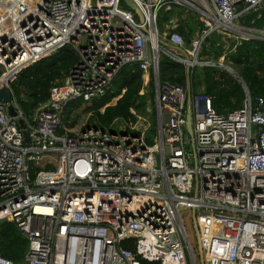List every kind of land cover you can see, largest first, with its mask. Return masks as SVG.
Returning a JSON list of instances; mask_svg holds the SVG:
<instances>
[{"label": "built area", "instance_id": "obj_1", "mask_svg": "<svg viewBox=\"0 0 264 264\" xmlns=\"http://www.w3.org/2000/svg\"><path fill=\"white\" fill-rule=\"evenodd\" d=\"M132 1L142 21L125 0H0V89L17 113L0 101V223L13 222L28 241L21 261L0 253V264H197L182 209L192 211L205 264H264L263 98L245 88L242 106L220 114L208 96L159 77L160 50L187 69L233 72L224 56L199 59L203 40L212 32L264 40V30L236 23L264 0ZM173 7L195 11L203 23L189 45L158 29L160 13ZM65 45L76 64L25 118L13 83ZM128 63L142 70L144 85L155 81L153 142L138 121L131 130L94 123L60 133L67 103L104 95ZM127 239L134 251L123 246Z\"/></svg>", "mask_w": 264, "mask_h": 264}, {"label": "trees", "instance_id": "obj_2", "mask_svg": "<svg viewBox=\"0 0 264 264\" xmlns=\"http://www.w3.org/2000/svg\"><path fill=\"white\" fill-rule=\"evenodd\" d=\"M183 13V9L174 7L162 11L158 17V29L161 33L162 27L168 25V32H178L189 45L193 35L203 28V23L197 14L185 18ZM174 18L177 24L172 27L170 22ZM237 21L244 27L264 30V1L260 9L241 13ZM221 56H224V63L230 66L233 72L218 65H195L187 69L183 63L161 52L160 80L183 86L190 90L191 94L202 93L208 96L211 106L220 114L242 106L245 88L251 97H262L264 100V40L246 38L238 41L231 36L223 37L217 32H212L203 40L198 57L200 60H212L216 63ZM77 60L75 49L65 45L20 71L12 87L25 118L31 119L37 110L46 105L50 89L65 82ZM142 75L143 72L137 64L128 63L120 69L104 95L91 101H83L86 103L83 108H77L82 100H70L63 114L60 133H78L94 123L103 129L116 128V121L122 122L125 130H131L137 121L136 113L145 112V98L148 95L153 108L148 140L153 142L157 126L153 101L156 90L152 83L153 77L150 76L148 94L141 93L144 88ZM77 111L85 113L81 124L76 121ZM123 246L134 251V240H124ZM27 248L28 241L13 222L0 223V253L4 257L21 261ZM140 260L142 264H159L157 261Z\"/></svg>", "mask_w": 264, "mask_h": 264}, {"label": "rangeland", "instance_id": "obj_3", "mask_svg": "<svg viewBox=\"0 0 264 264\" xmlns=\"http://www.w3.org/2000/svg\"><path fill=\"white\" fill-rule=\"evenodd\" d=\"M182 8H184L183 9L184 13H183L182 16H184L185 18L187 16H193V14L196 13L195 11H192L191 9H187L185 7H182ZM236 23L239 25L237 20H236ZM162 28H163V30L161 32V35H162L163 38H165L166 37V33L168 31L167 30L168 29V25L163 26ZM231 38H233V37H231ZM160 53H161V50H160ZM149 80L146 82V85H144V88H143L144 91L141 92V93L148 94L149 89H150ZM152 83H153L154 88H155V81L153 80ZM153 101L155 102V105H156L155 97H154ZM145 102H146L145 112L136 113V117L138 119L137 120L138 121L137 128L138 129H146L147 131H149V129L151 128V125H152L153 108H152V104H151V99H150V97L148 95L145 98ZM85 105H86V103L81 101L77 108H83ZM79 111H77L78 115L76 117V121L78 122V124H81L83 122L82 121L83 120V115H85V113L84 112L82 113V112H79ZM134 113H135V111H134ZM155 114H156V121L158 123V117H157L158 113H157L156 107H155ZM116 124H117L116 125L117 129H120L121 125H123L122 122H118V121H116ZM180 214H181V217H182L183 222L185 224V228H186V231L188 233V238L190 240L193 253H194L195 257H196L197 264H200V249H199L198 239H197L195 228H194V223H193V220H192V211L188 210V209H182L180 211Z\"/></svg>", "mask_w": 264, "mask_h": 264}, {"label": "water", "instance_id": "obj_4", "mask_svg": "<svg viewBox=\"0 0 264 264\" xmlns=\"http://www.w3.org/2000/svg\"><path fill=\"white\" fill-rule=\"evenodd\" d=\"M126 4L135 11V13L139 16L140 20L142 21V15L139 11V8L137 7V5L132 1V0H125ZM251 35H253V33H251ZM188 94L190 95L191 94V91L189 90L188 91ZM11 99H12V96H11V93H9L5 88H1L0 89V101L3 102V103H7V107H8V112L10 115H17L15 109H14V106L13 104L11 103ZM19 122V125L21 128H25V122L23 119L19 118L18 120ZM186 129L188 132H191V112L190 110L187 111V115H186ZM23 134H24V137L26 140L29 139V131L27 130H23ZM194 228H195V232H196V236H197V239H198V228H197V225L194 223ZM200 264H205L204 262V258L202 256H200Z\"/></svg>", "mask_w": 264, "mask_h": 264}, {"label": "crops", "instance_id": "obj_5", "mask_svg": "<svg viewBox=\"0 0 264 264\" xmlns=\"http://www.w3.org/2000/svg\"><path fill=\"white\" fill-rule=\"evenodd\" d=\"M172 20H174V21H175V23H176V19H175V18H174V19H172ZM172 20H171V22H170V23H172ZM176 24H177V23H176ZM196 33H197V32H196ZM196 33H195V34H196ZM195 34H194V35H195ZM194 35H193V36H194ZM223 37H224V36H223Z\"/></svg>", "mask_w": 264, "mask_h": 264}]
</instances>
